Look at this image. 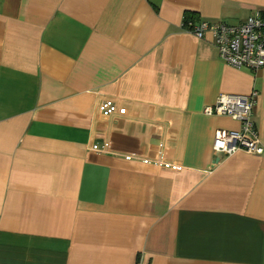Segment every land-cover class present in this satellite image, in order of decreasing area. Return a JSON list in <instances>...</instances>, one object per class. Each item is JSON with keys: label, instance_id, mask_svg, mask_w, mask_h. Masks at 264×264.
<instances>
[{"label": "crops", "instance_id": "crops-1", "mask_svg": "<svg viewBox=\"0 0 264 264\" xmlns=\"http://www.w3.org/2000/svg\"><path fill=\"white\" fill-rule=\"evenodd\" d=\"M264 0H0V264H264V154L203 108L258 92L193 22Z\"/></svg>", "mask_w": 264, "mask_h": 264}, {"label": "built area", "instance_id": "built-area-1", "mask_svg": "<svg viewBox=\"0 0 264 264\" xmlns=\"http://www.w3.org/2000/svg\"><path fill=\"white\" fill-rule=\"evenodd\" d=\"M183 27L198 38L212 35L222 61L236 68L264 67V12L255 10L241 23L201 20L184 22ZM258 92L245 94L220 93L213 104L203 108L206 115H226L239 123L238 128L218 130L211 149L229 156L237 151L253 155L264 154L253 110Z\"/></svg>", "mask_w": 264, "mask_h": 264}, {"label": "trees", "instance_id": "trees-1", "mask_svg": "<svg viewBox=\"0 0 264 264\" xmlns=\"http://www.w3.org/2000/svg\"><path fill=\"white\" fill-rule=\"evenodd\" d=\"M194 17H195L194 13L186 12L185 16H184V19H183V24H184V22H186L188 20L193 21Z\"/></svg>", "mask_w": 264, "mask_h": 264}]
</instances>
